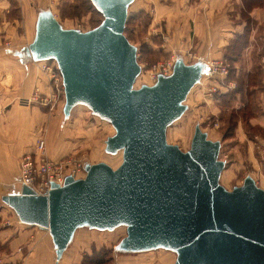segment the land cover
I'll list each match as a JSON object with an SVG mask.
<instances>
[{
	"label": "water",
	"instance_id": "1",
	"mask_svg": "<svg viewBox=\"0 0 264 264\" xmlns=\"http://www.w3.org/2000/svg\"><path fill=\"white\" fill-rule=\"evenodd\" d=\"M101 21L65 28L50 8L37 11L33 40L12 53L21 61L53 60L61 75L63 118L77 105L113 127L104 152H121L112 168L85 163L46 195L23 185L1 196L23 224L46 229L58 262L79 228L125 227L115 251L164 249L174 264H264V189L251 176L226 189L221 143L194 127L189 149L167 142V128L187 109L186 98L209 67L175 57L168 75L134 88L141 66L124 34L134 0H90Z\"/></svg>",
	"mask_w": 264,
	"mask_h": 264
},
{
	"label": "crops",
	"instance_id": "2",
	"mask_svg": "<svg viewBox=\"0 0 264 264\" xmlns=\"http://www.w3.org/2000/svg\"><path fill=\"white\" fill-rule=\"evenodd\" d=\"M57 0H0V202L3 194L19 191V160L31 152L36 132L46 120L42 105L25 103L34 93L53 91L47 66L52 60L21 61L12 53L34 37L37 11L53 7ZM138 11L149 14L148 32L156 46L164 45L185 61L186 56L206 64L230 59L232 72L223 84L246 67L261 68L257 81L264 91V0H134ZM132 2V3H133ZM131 3V4H132ZM130 4V5H131ZM130 7V6H129ZM129 9V8H128ZM154 39V40H153ZM245 40L240 51L235 49ZM151 42V41H150ZM165 49V50H167ZM178 53V54H177ZM196 60H193L196 61ZM243 61V65L240 62ZM192 63V62H191ZM234 69V71H233ZM235 75V77H234ZM246 76V75H244ZM202 79V78H201ZM257 86H252L257 89ZM264 100V94L262 95ZM63 102L61 103L62 111ZM37 137V136H36ZM55 157V156H54ZM99 162V160H96ZM220 179V178H219ZM88 228L75 231L58 262L46 229L21 223L13 210L0 204V258L22 264H80L93 246ZM96 231V230H95ZM98 248L97 245H94ZM162 251L164 253L150 252ZM158 259V260H157ZM153 260V261H152ZM175 254L164 249L115 255V264H174Z\"/></svg>",
	"mask_w": 264,
	"mask_h": 264
},
{
	"label": "rangeland",
	"instance_id": "3",
	"mask_svg": "<svg viewBox=\"0 0 264 264\" xmlns=\"http://www.w3.org/2000/svg\"><path fill=\"white\" fill-rule=\"evenodd\" d=\"M52 12L65 28L88 30L102 19L90 0H57ZM128 15V25L124 28V34L137 47V61L141 66V72L136 78L134 88H138L142 83L152 84L154 80L152 75L157 67L161 68L167 62H171L175 55L164 45V39L167 38L162 34L159 35L156 46L151 44L154 35L148 32L149 14L138 11L135 2L130 5ZM193 60L196 59L192 56L185 57L186 63H191ZM229 60L223 61L228 64L225 74L207 71L200 82L191 89L185 101L187 109L167 128L166 139L168 143L176 144L185 151L190 147L195 125L199 124L209 139L219 140L221 143L219 159L225 162V166L220 175V184L226 189H231L233 186L241 185L244 177L248 175L264 189V100L262 98L264 91L260 84L257 86L261 68L253 67L252 73H248L246 67L244 70L241 68V74L236 77L234 75L236 80L232 79V82L225 86L223 84L229 77V70L232 72ZM53 63L57 68L53 60L48 62L51 65ZM240 64L243 65V61ZM252 75L256 76L255 79ZM247 81L254 87L257 86V89L252 86L250 90L246 88ZM59 88V96L53 106H41L46 120L35 135L36 140L39 137L45 140L48 157L52 161L67 163L65 172L68 173L73 168L78 178L85 176L84 170H80V166L84 163H96V160H99L116 168L121 163V152L115 155L104 152V141L114 133L113 127L110 123L92 115L83 105L75 106L69 117L64 119L61 111V103L64 101L62 81ZM246 101L249 103L247 114L241 117L240 111L235 112L233 123L230 125L228 120L231 110L242 108ZM89 233L92 236L93 246L99 247V255L106 261L113 254L112 246L126 232L125 227H118L112 231L93 230ZM103 246L108 247L109 250L105 251ZM155 253L164 252L147 254ZM123 254L127 253L120 252L116 255Z\"/></svg>",
	"mask_w": 264,
	"mask_h": 264
},
{
	"label": "built area",
	"instance_id": "4",
	"mask_svg": "<svg viewBox=\"0 0 264 264\" xmlns=\"http://www.w3.org/2000/svg\"><path fill=\"white\" fill-rule=\"evenodd\" d=\"M175 58L171 62H167L164 66L157 67L153 77V83L155 82L159 74L168 75L174 63ZM208 71H218L221 74L227 72L228 64L221 61H213L207 64ZM55 68V67H54ZM50 72V79L53 86V91L49 95L34 93L29 99H24L25 103H38L39 105L53 106L54 101L59 96V85L61 86V75L57 68L53 69L47 66ZM152 83V84H153ZM149 85V84H148ZM151 85V84H150ZM63 90V87H62ZM66 165V167H65ZM85 165V163H84ZM84 165L80 166V170H84ZM67 163L63 161H52L47 153L45 147V140L43 137H39L36 140L34 148L31 152L24 153L19 160V176L16 183L30 187L36 194L46 195L51 188V184L62 185L67 175H71L74 178H78L76 172L72 168L71 171L65 172ZM85 172V170H84ZM0 264H22L21 262H3L0 258Z\"/></svg>",
	"mask_w": 264,
	"mask_h": 264
},
{
	"label": "trees",
	"instance_id": "5",
	"mask_svg": "<svg viewBox=\"0 0 264 264\" xmlns=\"http://www.w3.org/2000/svg\"><path fill=\"white\" fill-rule=\"evenodd\" d=\"M90 3H91V1H90ZM92 4V3H91ZM93 5V4H92ZM95 8V7H94ZM96 10V9H95ZM97 11V10H96ZM98 12V11H97ZM129 16V15H128ZM127 16V20H126V23H125V28H126V26L128 25V17ZM101 21V20H100ZM99 21V22H100ZM93 28V27H92ZM244 42H245V40H243V39H241V42H239V44L237 45V47H236V49H235V51L236 52H238V51H240L241 50V48H242V45H244ZM253 76V75H252ZM255 75L253 76V78L255 79ZM251 86H253L250 82H248L247 81V85H246V88H249V90H250V87ZM238 92V91H237ZM249 106V103L246 101V103L243 105V107L242 108H240V109H236V111H234V110H231L232 112L230 113L231 115H230V118H229V120H228V123L231 125L232 123H233V120H234V114H235V112H238V111H240V115L239 116H245V114H247V112H248V107ZM249 117H252V115H248ZM92 230V229H91ZM122 238V237H121ZM120 238V239H121ZM117 244V242L115 243V245ZM114 245V246H115ZM114 246H112V252H113V254L109 257V258H107V260L105 261V259L102 257V256H100L99 255V253L100 252H98L99 251V247L98 248H96L95 246H92V248H91V251L89 252V253H85L84 255H83V257H82V260H81V263L80 264H104L105 262H106V264H115V262H113L114 261V256L116 255V254H119L120 252H117V251H115V249H114ZM104 247V246H103ZM105 248V251H107V250H109V249H107L108 247H104ZM98 252V253H97ZM104 252V251H103Z\"/></svg>",
	"mask_w": 264,
	"mask_h": 264
}]
</instances>
